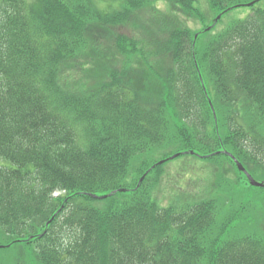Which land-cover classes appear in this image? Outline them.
<instances>
[{
    "label": "trees",
    "instance_id": "1",
    "mask_svg": "<svg viewBox=\"0 0 264 264\" xmlns=\"http://www.w3.org/2000/svg\"><path fill=\"white\" fill-rule=\"evenodd\" d=\"M227 152L263 182L264 0H0V264H264Z\"/></svg>",
    "mask_w": 264,
    "mask_h": 264
},
{
    "label": "rangeland",
    "instance_id": "2",
    "mask_svg": "<svg viewBox=\"0 0 264 264\" xmlns=\"http://www.w3.org/2000/svg\"><path fill=\"white\" fill-rule=\"evenodd\" d=\"M110 1V0H109ZM228 18V16H227ZM166 155V152H162L161 156H164ZM188 158V157H186ZM184 156H180V157H177V159H173V160H169L167 161L166 163V167L168 166V168H166V171H167V176H165V179H167V181L169 180L170 181V185H171V189L173 188L172 185L174 184V188L175 190H180L182 191L183 188H187V184H189L190 182H193V181H196L195 184H196V187L198 188H203L202 187V184L205 180L204 179H193V178H189V179H186L185 181V178L182 180V182H177V179H178V176L181 172L182 169H184V173L185 175L189 172H194V173H199L200 172V169H201V166L202 165V162L201 164L199 163H195L193 160H186V162L183 164L182 162L184 161ZM238 163H242V162H238ZM201 165V166H200ZM244 166V165H243ZM245 167V166H244ZM177 170V171H176ZM188 189V188H187ZM196 191V190H195Z\"/></svg>",
    "mask_w": 264,
    "mask_h": 264
},
{
    "label": "water",
    "instance_id": "3",
    "mask_svg": "<svg viewBox=\"0 0 264 264\" xmlns=\"http://www.w3.org/2000/svg\"><path fill=\"white\" fill-rule=\"evenodd\" d=\"M235 160H236V158H235ZM236 162L239 165V168L241 170H244L247 173V175L249 176V179H250V182H251L252 185L259 186V187H264V182L263 183H260V182L256 181V179L246 171L245 167L242 164L238 163L237 160H236Z\"/></svg>",
    "mask_w": 264,
    "mask_h": 264
}]
</instances>
